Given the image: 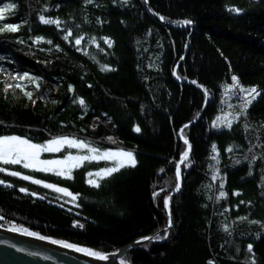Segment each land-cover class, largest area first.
<instances>
[{
  "label": "trees",
  "instance_id": "16d2710c",
  "mask_svg": "<svg viewBox=\"0 0 264 264\" xmlns=\"http://www.w3.org/2000/svg\"><path fill=\"white\" fill-rule=\"evenodd\" d=\"M7 3L19 7L5 13L0 27L14 23L18 30L0 33V135L35 143L73 137L102 150L131 151L136 165L100 180L99 188L86 181L99 164H85L71 179L0 165L76 196L67 195V205L50 188L0 172L12 185L0 184V226L114 253L164 235L163 201L171 196L168 238L136 245L125 255L128 264H264V160L249 166L253 155L264 156V0H0V7ZM41 14L60 25L42 23ZM184 20L192 23H177ZM24 73L39 79L20 80ZM233 75L260 95L231 129L213 127L217 116L230 119L239 111V99H223ZM185 124L191 164H181L174 194ZM212 166L220 170L216 180ZM220 191L226 196L217 199Z\"/></svg>",
  "mask_w": 264,
  "mask_h": 264
},
{
  "label": "snow or ice",
  "instance_id": "6c2138e0",
  "mask_svg": "<svg viewBox=\"0 0 264 264\" xmlns=\"http://www.w3.org/2000/svg\"><path fill=\"white\" fill-rule=\"evenodd\" d=\"M93 0H85L86 4L92 3ZM124 3H127L128 0H123ZM145 3H147V0H145ZM19 5L15 3H7L4 4L3 7H0V20H2L5 16L6 12H9L11 10H14L18 8ZM46 10V9H45ZM230 11L239 12L240 9H229ZM160 19L163 21L165 20V17L161 16ZM39 20L44 24H56L57 26L60 25L61 21L53 20L50 18H45L43 14L39 15ZM177 23H182L183 25H189L192 22L190 20H184ZM18 30V25L14 23H5L3 24V27H0V33H3L4 31L7 32H16ZM71 35V32L69 31L67 35L63 37L64 40H68L69 36ZM42 38L37 37L36 40L39 42ZM83 37H78L75 39V44L80 45L81 40ZM105 42L111 46V41L108 38H104ZM23 42V41H20ZM94 42V39L93 41ZM47 43L51 44L52 41L49 40ZM79 50V49H77ZM102 50V49H101ZM87 54V53H85ZM0 59H4V57L0 56ZM101 70H108L106 66H101ZM114 71V69H112ZM173 75H176L175 71H173ZM17 77H12V79H16ZM20 80H24L25 78H28L30 82H34L38 80L37 77H29L28 73H24L22 76L18 77ZM179 79V77H177ZM232 84L228 87L230 89H238V92L233 93L234 95H237L239 97L240 103L238 105L239 111H235L234 114H229L230 119H225L224 117L217 116L216 119L213 121L212 126L213 127H220L224 126L228 129L232 128L233 121L237 120L241 116H246L247 109L251 105L252 101L255 100L256 96L260 95V93L257 91L256 87L253 86L251 88H245L241 86L238 82V78L233 75L231 77ZM191 83L196 84V81H191ZM198 87H202L200 85H197ZM10 87V85H6V88ZM16 87H20L19 84L16 85ZM38 87V85H37ZM91 87V85H89ZM23 91V89H21ZM69 90H72V86H69ZM25 96H27L29 99H31L32 93L31 92H25ZM205 95H207V90H205ZM76 102V101H74ZM35 103V101H33ZM55 103V101L53 102ZM79 104L81 106L86 107L85 101L83 99L79 100ZM230 107H233L234 109L237 107L236 105H229ZM107 115V114H105ZM189 125L185 124L180 129V135L183 138V143L187 146L186 149L180 154V161L175 163V191L179 192L181 189V164H185V166H190L191 161L189 160V154L192 149V145L190 144L189 140L184 136V129L188 128ZM245 130L247 131L249 128V125L245 123L244 125ZM134 131L136 133L141 132V128L137 125L134 127ZM108 140L112 141V137H108ZM113 143L115 141H112ZM255 147V146H252ZM252 147H249L248 152H252ZM70 149H76L78 150L77 154L73 155L71 151H67L66 154L62 156V158H56V159H42L41 156L44 153H62L65 150ZM226 151L231 152L233 151L232 147H229L226 149ZM212 152L214 155L211 157L213 160H215L216 164L218 165L220 163L219 160V153L217 149L216 144H212ZM264 160V156L257 157L256 155H253L251 159L249 160V166L257 159ZM245 159H248L246 156ZM112 161L113 166L112 167H102L97 172L93 173L89 171L87 173V176L89 177H97L99 179H104L106 177H111L114 173H117L120 171V169L124 168L125 166H132L134 167L136 165V160L134 157V154L131 151H124V150H111L106 149L102 150L96 146H93L90 142H87L85 140L68 137V136H58L53 137L51 139L46 140L44 143H34L30 138H26L20 135H0V165H21L24 169H30L36 172H42V173H54L58 177H65L67 179H71V173L73 169L80 168L84 162L88 161ZM172 163V161H170ZM235 164H239L240 160L234 161ZM213 167V176L212 179L216 180L219 174V168ZM0 172L7 173L10 176L13 177H20L23 180H29L34 184L37 185H43L45 188L54 189L57 192L66 193L67 195L72 196L73 200L76 199V196H73L72 193L68 192L66 188L57 187L55 184L51 183H45L43 180L40 179H33L30 175H22L19 171H8L5 167H0ZM160 172H164V169H160ZM249 175H251V171L249 172ZM222 180V178H221ZM90 185H93L94 187L99 188L101 185L97 182V180L89 179L87 181ZM264 183V181H262ZM0 184L4 185L5 187H12L11 184H5L3 180H0ZM220 188H224V183L221 182ZM21 192H26L27 189L21 188ZM161 191H164L162 188ZM35 193H33L34 195ZM159 192H153V198H156L159 196ZM236 195H239V193H235ZM264 195V193H262ZM226 193L224 191H220L219 199L220 197H225ZM211 198V197H210ZM171 200V196H165L164 197V206L166 209H168V222L166 227L164 228V235H155L154 237H142L141 240H164L168 238L169 230L173 227V221H172V214L171 210L169 208V202ZM241 203H244V201H241ZM251 203V202H249ZM0 219H3V217H0ZM241 220H246L247 217H240ZM249 223L256 224L260 223V221L256 220H250ZM81 227H83L81 225ZM264 227V225H262ZM11 231H19L23 234H26L28 236L38 237L41 240L49 239L51 243L58 244L63 247H67L70 249H74L79 252H83L87 255H90L94 258H98L100 260H107L108 257L104 255L101 252L94 251L88 248H82L78 247L75 244H70L65 241L61 240H51L48 237L40 236L36 232H31L26 228L23 227H17L12 226ZM227 230V229H226ZM259 237V234H258ZM141 241H137V243H140ZM248 251H252V245H248ZM121 264H124V261H121ZM208 264H213L212 261H209ZM252 264H255V261L252 262Z\"/></svg>",
  "mask_w": 264,
  "mask_h": 264
},
{
  "label": "water",
  "instance_id": "95a60500",
  "mask_svg": "<svg viewBox=\"0 0 264 264\" xmlns=\"http://www.w3.org/2000/svg\"><path fill=\"white\" fill-rule=\"evenodd\" d=\"M176 193L177 191L174 194ZM166 210L168 212V209ZM10 229L0 227V264H121L125 253L136 245L149 241L138 240L141 242L135 241L125 245L115 253H103L108 259L100 260L83 252L53 244L49 239L41 240ZM124 264L128 263L124 261Z\"/></svg>",
  "mask_w": 264,
  "mask_h": 264
},
{
  "label": "rangeland",
  "instance_id": "374dc122",
  "mask_svg": "<svg viewBox=\"0 0 264 264\" xmlns=\"http://www.w3.org/2000/svg\"><path fill=\"white\" fill-rule=\"evenodd\" d=\"M226 88H227V89H225V91H224V98H223V99H225L226 97H231V99H234V101H236V99H239V97H238L237 95H234V94H233V93L238 92V89H230L228 86H227ZM207 99H208V95H207ZM238 102H239V101H238ZM235 103H236V102H235ZM34 143H35V142H34ZM91 144H92V143H91ZM92 145L95 146L94 144H92ZM67 151H71L73 155L77 154V152H78V150H76V149H70V150H67V149H66V150H65L64 152H62V153H53V154L44 153V154H42L41 158H42V159H56V158H62V156H63L64 154H66ZM189 155H190V154H189ZM113 163H114V162H112V161H105V160L91 161V162L86 161V162H84V164L81 165V167L84 166L85 164H86V165H88V164H99L98 168H96V169H92V170H89V171L95 173V172H97V171H98L100 168H102V167H112V166H113ZM125 167H128V166H125ZM77 169H78V168H77ZM74 170H76V169H73L72 172H73ZM89 171H88V172H89ZM88 172H87V173H88ZM51 174H54V173H51ZM71 174H72V173H71ZM54 175H55V174H54ZM64 178H65V177H64ZM89 179L97 180V182H99L100 180H102V179H99V178H97V177H95V176H93V177H89V176H87V174H86V181H88ZM52 191H53V193L55 194V197L58 198L59 201L62 200L63 203H66L67 205H71V201H69L70 198H69V196H67L66 193L57 192V191H55L54 189H52ZM12 226H13V225H12ZM12 226L3 227V228H11ZM0 227H1V226H0ZM17 227H19V226H17ZM50 239H51V238H50ZM51 240H57V239H51ZM90 249H91V248H90ZM96 251H97V250H96ZM98 252H101V251H98ZM102 253H104V252H102ZM114 253H115V252H114ZM106 254H107V253H106ZM125 255H126V253H125ZM125 255L122 256V259H123L125 262H127V261L125 260Z\"/></svg>",
  "mask_w": 264,
  "mask_h": 264
},
{
  "label": "bare ground",
  "instance_id": "6f19581e",
  "mask_svg": "<svg viewBox=\"0 0 264 264\" xmlns=\"http://www.w3.org/2000/svg\"><path fill=\"white\" fill-rule=\"evenodd\" d=\"M84 248V247H83ZM94 251H96V250H94Z\"/></svg>",
  "mask_w": 264,
  "mask_h": 264
}]
</instances>
